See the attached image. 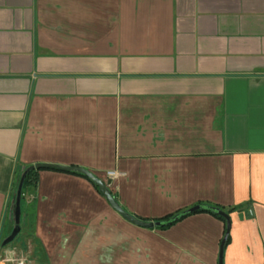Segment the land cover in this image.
I'll return each mask as SVG.
<instances>
[{"label":"crops","instance_id":"0c3cea01","mask_svg":"<svg viewBox=\"0 0 264 264\" xmlns=\"http://www.w3.org/2000/svg\"><path fill=\"white\" fill-rule=\"evenodd\" d=\"M264 264V0H0V264ZM115 171V179L107 172ZM243 207L247 209L243 210ZM241 209V210H240Z\"/></svg>","mask_w":264,"mask_h":264},{"label":"water","instance_id":"95a60500","mask_svg":"<svg viewBox=\"0 0 264 264\" xmlns=\"http://www.w3.org/2000/svg\"><path fill=\"white\" fill-rule=\"evenodd\" d=\"M31 169H55V170L64 171V172L78 173V174L86 177L87 179H89L96 186L97 190L104 197V199L107 201L110 208L113 211H115L123 220H125V221L129 222L130 224H133L137 227L145 228V229H152L155 226L159 225V223H146V222L140 221V220L136 219L135 217L129 215L114 200V198L111 195L110 190L107 188L105 183L103 181H101L100 179L96 178L91 172H89L83 168H80V167H64V166L49 165V164H36V165H33V166L29 167L28 169H26L22 173V175L19 179V183L17 186L16 194H15L14 208L12 211L14 227H13L11 233L2 241L1 247L9 245L15 239V237L18 235V233L20 231V225L19 224H20L21 189H22V184H23L24 178L26 176V173ZM245 209H247V207H243V210H245ZM192 210H195V209H192ZM220 214L223 215L227 219V232L224 235V238L222 239V241L220 243L219 257H218V264H223L222 263L223 246L225 244V241H226V238H227V235L229 232L230 219L227 217L226 214H224V213H220Z\"/></svg>","mask_w":264,"mask_h":264},{"label":"trees","instance_id":"16d2710c","mask_svg":"<svg viewBox=\"0 0 264 264\" xmlns=\"http://www.w3.org/2000/svg\"><path fill=\"white\" fill-rule=\"evenodd\" d=\"M31 167V166H30ZM29 167H26V169H28ZM24 170V171H25ZM39 171V169H31L26 173V176L24 178L23 184H22V189H21V198H20V215L22 213V198H23V190L26 186H34L36 184L37 181V172ZM71 174H76V175H80L78 173L75 172H69ZM22 175V174H21ZM21 175L16 176V181L14 183V193L12 194V204L10 206V212L12 213L13 208H14V200H15V194H16V190H17V186L19 183V179L21 177ZM82 176V175H80ZM95 186V185H94ZM96 188V186H95ZM97 189V188H96ZM112 197L114 198V200L117 202L115 195H113L111 193ZM195 209V210H192ZM237 208H229V209H224L222 207L219 206H215V205H207V204H199L193 207H190L188 209H184V210H180L177 211L175 213L166 215L162 218L159 219H155L152 221H145V220H141L143 222L146 223H159L158 226H155L152 229H156V230H166L168 228H170L171 226L175 225L176 223L182 221L183 219L193 215V214H197V213H206L209 214L211 216H213L214 218L222 221L225 225L224 227V235L227 232V219L221 215L220 213H224L227 215V217L229 218V214L231 212H233L234 210H236ZM224 238V237H223ZM225 245V244H224ZM224 248V246H223Z\"/></svg>","mask_w":264,"mask_h":264},{"label":"rangeland","instance_id":"374dc122","mask_svg":"<svg viewBox=\"0 0 264 264\" xmlns=\"http://www.w3.org/2000/svg\"><path fill=\"white\" fill-rule=\"evenodd\" d=\"M11 215H12V213H11ZM13 226H14V223H13ZM12 229H13V227H12ZM12 229H11V231H12ZM19 236L20 235H18V237ZM18 237L14 241H16L18 239ZM10 245H12V248H15V249H17V251H19L18 256L15 255V257H13V258H16V259L21 258V259H24L26 261V264H32L30 261V258H29V255L31 254L30 251H28V249L31 248L29 245H27V247H28L27 250H22V246L19 245L18 242L14 243V244H10Z\"/></svg>","mask_w":264,"mask_h":264},{"label":"built area","instance_id":"2783aa9c","mask_svg":"<svg viewBox=\"0 0 264 264\" xmlns=\"http://www.w3.org/2000/svg\"><path fill=\"white\" fill-rule=\"evenodd\" d=\"M119 175V173L115 172V171H110L107 172L106 177L107 179H115L117 176ZM106 186H108V183H105ZM7 262H10L11 264H26V261L24 259L21 258H6L5 259Z\"/></svg>","mask_w":264,"mask_h":264}]
</instances>
